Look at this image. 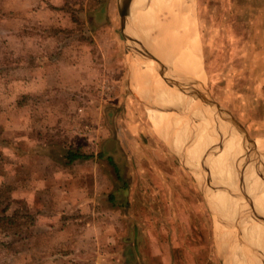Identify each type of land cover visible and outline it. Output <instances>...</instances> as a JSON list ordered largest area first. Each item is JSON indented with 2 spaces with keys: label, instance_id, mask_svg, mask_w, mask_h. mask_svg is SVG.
<instances>
[{
  "label": "rangeland",
  "instance_id": "1",
  "mask_svg": "<svg viewBox=\"0 0 264 264\" xmlns=\"http://www.w3.org/2000/svg\"><path fill=\"white\" fill-rule=\"evenodd\" d=\"M190 4L203 60V80L192 79L239 129L251 138L264 136V0ZM121 6L122 0H0V216L15 219L0 223V264H82L80 256L67 254L86 231L81 216L100 218L93 232L104 235L103 249L96 245L88 264L100 256L105 264H254L241 236L247 231L262 243L264 229L254 225L252 200L239 188L249 193L259 185L248 188L249 176L232 177L238 186L229 196L238 201L233 217H223L217 195L212 201L208 193L207 207L194 178L155 141L136 84H130L131 60L146 57L143 44L158 35L155 0L132 1L125 26ZM157 13L158 22L168 20L166 11ZM211 136L208 147L217 156L223 150L212 148L218 140ZM111 139L117 140L116 165L131 168L134 189L109 190L101 181L96 192L82 190L93 187L91 170L107 174L103 154ZM169 145L181 155V144ZM70 150L89 157L69 162ZM238 154L230 168L240 161L250 166L242 150ZM216 161L212 169L224 187L219 167L226 160ZM114 192L117 200L109 198ZM85 198L90 204L83 209ZM209 208L218 217L216 235ZM108 243L116 244L109 255Z\"/></svg>",
  "mask_w": 264,
  "mask_h": 264
},
{
  "label": "crops",
  "instance_id": "2",
  "mask_svg": "<svg viewBox=\"0 0 264 264\" xmlns=\"http://www.w3.org/2000/svg\"><path fill=\"white\" fill-rule=\"evenodd\" d=\"M179 1L180 0H175L174 2H171V3L168 2V4L162 6L163 8L162 7L158 8L156 6H157L159 0H155V10H156V12H155V23H157L159 21L158 20L159 17L157 16V14H158L157 12L159 10L161 11L163 9H166L167 10L166 13H169L171 9L174 10V12H175V10H178L180 12V15H182V16L184 15L183 18H182L183 21H185L186 24L189 23L191 25L190 26L188 24L187 27L190 26L189 27V32L191 33L192 38H191L190 41H185L187 43V44H185V45H187L185 47H183L182 44L178 43L179 41L178 42L174 41L175 43H173L171 41V42H169L168 45H164L163 42H161V40H162V36H163V31H164V29L162 27L166 23L165 20H160V22L162 21L161 22V26L160 27L158 26L159 27L158 29L155 28L156 31H158V35H156V33H155V37H153L150 32L147 34V36L151 35V39H146L148 41H146L145 43H146V45L149 44L152 47V49L155 51V56L159 59V61L161 63H159L157 61H154V60L150 59L147 56L146 57H141V58H139V60H136V59L131 60V62H130V65H131L130 76L133 75L135 81L142 88H144L145 91L143 89H141L140 87H138V89H141V91L143 93H146V91H147V93H152V91H154L152 94H156V95H159V96L163 95L164 93H166V95H168L170 93L168 95V97H169L171 95L172 91L175 92L177 90H174L173 88H171L170 83L166 80V78L171 79L173 76L174 77H180V78L184 77L186 79L187 78H191L192 79L195 76H197V78L198 77L199 78H203V73H202V69H201L202 65H203V60L201 58L202 56H201V52H200V46L197 44V42L194 39V34L196 32V28H195V21H194L193 13L190 11L191 16L186 14L184 12V9H183L182 1H180L181 3ZM186 3H187V1H186ZM180 4H181V6H180ZM178 7H179V9H177ZM138 10L139 9H137V12H138ZM163 11H165V10H163ZM179 12H177V13H179ZM185 15H188V16H185ZM157 17H158V19H157ZM184 17L185 18L188 17V18H186L188 20H186ZM144 37L146 38V35ZM194 44H196V45H194ZM180 45H182V46H180ZM180 54H182V56ZM191 56H195V57H197L200 60V67H199L200 69H199V72L194 71V73H193V71L192 72L190 71L191 74H189L190 72L188 71L186 66H183V64L186 61H189L188 58L191 57ZM146 59H150L151 61H153L152 64L155 65V68H158L160 70L162 69V71L164 72V77H163L164 80H163L162 77L159 74H156V72H155V70L153 68H151V67L142 68L141 67L143 71L148 73L151 77L155 78V83H156V85L154 86L155 88L150 83L147 84L145 82H142L140 78L138 80L139 71H137V67H136L137 63L138 62L141 63V62H143ZM186 70L188 71V73H187ZM140 74H141V72H140ZM195 74H197V75H195ZM141 76H143V75L141 74ZM130 80H131L130 84L132 85V78H130ZM162 87H164V88H162ZM167 89H168V92H166ZM150 90H151V92H150ZM159 91L160 92L162 91V92L160 93ZM163 96H161V97L164 100L166 99L165 101H167V99L169 101L168 97L164 98ZM138 99L141 100V102H138L139 106L143 105L144 109L143 108L142 109L143 110L146 109L147 112H148L147 116H146L149 119L148 127H149V130H150V133H152L154 135L155 141L165 145L174 154V159L177 162V165L180 166L184 171L188 172L189 179H191V177L194 178L195 183L197 185V188H199L203 192L205 203H206L207 207H209V206H208V204L206 202V198H208V193L210 191L213 190L212 191L213 194L214 193L218 194V191H219V194H220V192H222V194H223L225 191L229 193L230 192V188L232 190L234 188H236V187L233 188V185L228 186L227 183H225L224 187H223L222 182H219L216 178L215 179L212 178L210 180L204 174H203V177H202L201 176L202 173H200L198 171L196 172V170L194 168L195 158H193L190 154H188L186 152V150L182 151L181 155H178L175 152V150H173V148L168 144V142L164 138H162L159 135V133H157L155 131V128H157V129L160 128V130L168 132V133H171V134H174V135L176 134V131L179 132V133H182V135H184L185 139H186L185 140L186 146L194 148V146L196 145V140H195V136L193 134V128H192L190 119L195 117L197 120H199L203 124H205V126L208 128V130L214 135L215 140L221 141L223 143L224 148L226 149L227 148L226 145H228L230 143V141H233L234 139H235L234 140L235 142L239 141V139H237V138H234V137L232 138V136L234 134L233 131H234V129H236V127L234 126V123L231 120H230L231 121L230 123L225 122L224 120H221V121L217 122L219 124L217 126H215L216 120L209 118V116H208L209 113L206 114L205 107L203 106V104L201 102H200L201 105H200L199 108H196L195 110L194 109L192 110V108H189L186 105V103H189V102H182L181 100L178 99V100H170L169 102L183 104V107L181 105L180 106L182 107L181 109L184 110V112H185V113L183 112L184 113V117L191 116L190 118H188L190 120L189 124L191 125L190 126L191 128H187L186 127L187 129L183 130L182 128H180L178 126L176 127L175 125L169 126L168 124H164L162 121L160 122V120L158 118H156V117H155V123H156L155 124L150 119L149 115H152V114H151L150 110L148 111V106L145 103V101L142 100L139 96H137V100ZM185 108H186V111H185ZM191 112L192 113L194 112L193 116H192ZM195 114H197V116ZM229 134H230V136H229ZM253 138L256 141L254 143H252L250 145V147L253 146L255 148V152H254V154L252 156V159L250 161L249 169L246 168V167L244 168L243 166H241V168H239V167L230 168V164H229V160H228L230 158V155H227V153H226V157H225V160H226L225 164H224V166H222L223 168L219 167V169L221 170V174L226 176V177H230V176L233 177L234 176V178L236 179V178L239 177L238 175H241V176L243 175V176H249V178H251V177L254 178V179L257 178L258 180H256V183L260 180L259 181V184H260L259 188H260L261 193H264V136H258V137H253ZM227 139H228V141H227ZM257 140H260L263 143L257 144L258 143ZM116 142H117V140H114V139L108 140V142L106 144V151H109V153L103 154L104 165L106 166L107 174L108 173L109 174L107 175L105 173V169H103V168H102V170H100V169L91 170L89 175H91L90 176L91 179H92L91 185L93 187H91L90 185L88 186V184H89L88 183L85 188H82V190H87V191H94L95 190L94 192H96L97 189L101 188V186L100 187L98 186L99 185L98 183L101 182V181H103V182L107 183V185H109L107 188L105 187V189H109V190H112L113 188L117 189V190L120 189V190H125V191L134 189V178H131L132 177L131 168L129 166H125L124 168L123 167L121 168V166L119 167V166L116 165V160L115 159L118 158L117 157L118 152L117 153L115 151L112 152L113 147H114ZM240 143L243 144L244 142L240 141ZM208 154H210V155H208ZM206 155H207V160H206ZM201 157H202V159H205V161L213 162V163L216 164L215 155H213V153L210 151V148L205 150V152H202L200 154V158ZM131 158H132V156H131V154H129L127 156V159H131ZM78 161H76V162H78ZM109 164H110V167H107V165H109ZM98 165H99V163H98ZM112 166H113V168H112ZM252 168H255V169L252 170ZM112 172L114 174H111ZM250 172H252V173H250ZM152 174L155 176V171ZM82 175L83 174H81V176ZM114 175L116 177H114ZM140 175H141V177L139 179H142V174H140ZM111 176H113L114 179H111ZM203 178H204V180H202ZM239 190L242 191V193H245L246 195H248L251 198V200H252L251 201L252 202V206L255 209V211H254V213L252 215V217L255 219L254 220L255 221L254 225L255 224H260L262 226V228L264 229V220L260 219L261 217H264V210H262V209H264V203L262 201L258 202V200H257L256 201L257 203L255 204L256 206H255L254 203H253V195L247 193L246 190H244L243 188H239ZM91 193L93 194V192H91ZM109 198L110 199L114 198V200H117L118 196L115 193V197H113L112 194L110 193L109 194ZM85 199H86L85 203H87V201L90 200L89 198H85ZM91 200H94L93 197H92ZM259 203H260V205H259ZM89 204L90 203H87V205L83 204V205H81V207L84 209L86 206L89 207ZM261 204H263V206ZM259 208H260V210H262V212L259 210ZM210 211L212 212L213 217H214L213 218L214 221H215L214 222V229H215V235H216V226H217V223H218L217 222L218 221V217L215 215V213H214V211L212 209H210ZM241 211H242V209H241ZM246 215H249V214L246 212ZM99 219L100 218H96V216H93L91 218H88L86 216L85 217L81 216L80 219H79L80 222H84V223L87 224V226H83L82 227L86 231L82 232V234H80V235H77L78 236V242H77L78 244L76 243V247H73L72 250H70V251L68 250L67 254L70 252L71 255L80 256L78 259H80L82 264H88L90 261H92V256H94V254H96V252H95L96 245L100 246L99 249H103L101 247V245L104 244V241H102V238H104L103 233L100 232L99 234L95 235L94 234L95 232H93V228L95 229V225H93V224L95 222H100ZM140 221H142V220L140 219ZM112 235H113V233H112ZM242 236H243L242 238H244L243 241H245V239H248V241H247L248 245L246 247H247L249 253L252 254L253 257H254L253 258L255 260L254 264H264V241L261 240V237L257 236V238L259 240H261L263 244L257 242L256 241V237L254 235H252V233H250L248 237H246L244 235H242ZM97 238H99L100 241L97 240ZM113 238H115V237L113 236ZM129 238H127V239L124 238V240L127 241ZM86 239L88 240L87 243L84 242V240H86ZM137 239H138L137 245L138 246H140V245L142 246L143 245L142 235L140 234V236H137ZM113 241H114V239H113ZM97 242L99 244H97ZM215 244L217 246L216 242H215ZM114 245H116V244H114ZM114 245H112V244L110 245V243H108L107 244L108 251L106 250L105 254H107V255L112 254L111 252H112V250L115 247ZM98 260L99 261H97V264H105V263H107V261H105V259H103L102 256H100ZM100 261H101V263H100ZM103 261H105V263H103Z\"/></svg>",
  "mask_w": 264,
  "mask_h": 264
},
{
  "label": "bare ground",
  "instance_id": "3",
  "mask_svg": "<svg viewBox=\"0 0 264 264\" xmlns=\"http://www.w3.org/2000/svg\"><path fill=\"white\" fill-rule=\"evenodd\" d=\"M134 1V0H133ZM175 0H159V2H158V4H157V6L156 7H158V8H161L162 6H164V5H166V4H168V2H174ZM180 1H182V5H183V9H184V12L186 13V14H188L189 16H191L190 15V8H191V4H190V1L191 0H180ZM179 1V2H180ZM186 1H187V3H186ZM189 1V2H188ZM181 3V2H180ZM180 6H181V4H180ZM179 6V7H180ZM179 7L177 8V9H179ZM135 8V7H134ZM163 8V7H162ZM151 9H153L154 10V8H151ZM163 10H165V11H167L166 9H163ZM177 12H179L178 10H175V12H174V10H170V12L169 13H167V21H166V23L163 25V29H164V31H163V36H162V40H161V42H163V44L164 45H168L169 44V42H173V43H175L174 41H176V42H178V43H180V44H182L183 45V47H185V46H187V45H185V44H187L185 41H190L191 40V38H192V35H191V33L189 32V27L191 26L189 23V27H187V25L188 24H186V22L185 21H183V16L182 15H180V12L179 13H177ZM188 15H185V16H188ZM165 18V17H164ZM185 18V17H184ZM186 18H188V17H186ZM185 18V19H186ZM157 19H158V17H157ZM186 20H188V19H186ZM158 21V20H157ZM162 22V21H161ZM161 22H157L156 24H155V28L156 29H158L160 26H161ZM188 22V21H187ZM190 22V21H189ZM192 23V22H191ZM193 25V24H192ZM159 26V27H158ZM193 28V27H192ZM155 29V30H156ZM194 32V31H193ZM194 40V39H193ZM185 42V43H184ZM177 43V44H178ZM172 44V43H171ZM193 44V43H192ZM173 45V44H172ZM182 45H180V46H182ZM194 45H196V44H194ZM191 46V45H190ZM189 50V49H188ZM197 50V49H196ZM187 52V51H186ZM183 54V53H182ZM182 54H180L181 56H182ZM186 54V53H185ZM187 55V54H186ZM180 56V57H181ZM185 58V57H184ZM189 59V61H186L184 64H183V66H186V68L188 69V71L190 72H192L193 71V73H194V71H196V72H199V67H200V60L197 58V57H195V56H191V57H189L188 58ZM149 60V61H148ZM186 60V59H185ZM152 62L153 61H151L150 59H146V60H144L143 62H141V63H137V71H139V76H138V80H139V78L141 79V81L142 82H145V83H150L151 85H153V87L156 85V83H155V78L154 77H151L148 73H146L145 71H143L142 70V68H146V67H151V68H153L154 70H155V72H156V74H159L161 77H162V79H163V77H164V72L162 71V69L160 70V69H158V68H155V65H153L152 64ZM142 67V68H141ZM187 71V70H186ZM188 71H187V73H188ZM140 72H141V74L143 75V76H141V74H140ZM191 72L189 73V74H191ZM194 75V74H193ZM195 75H197V74H195ZM136 76V75H135ZM195 77H197V76H195ZM194 77V78H195ZM199 78V77H198ZM164 80V79H163ZM201 80H203V79H201ZM132 81L136 84V87L134 88V87H132V88H134V91H135V93L137 94V95H139L144 101H145V103L146 104H150V106L152 107V109L150 108V112H151V114L153 115V117H156V118H158L159 120H160V122L162 121L164 124H168L169 126H173V125H175L176 127L178 126V127H180V128H182L183 130H185V129H187V128H191L190 126L192 125V128H193V134H194V136H195V140H196V145L194 146V148H192V147H187L186 146V143H185V136L184 135H182V133H178L177 135L175 134H171V133H168V132H165V131H162V130H160V128L159 129H157V132L159 133V135L162 137V138H164L165 140H167L168 142H169V144H171V145H175L176 146V144H181L180 146H182V148H181V150L182 151H184V150H186V152L188 153V154H192V153H195V157H197V161H195L196 162V172L198 171V172H200V173H202V177H203V174L207 177V178H209L210 180L212 179L211 178V176L213 177V179H217L218 180V173H216V169H212V166H213V162H210L209 164H210V167H209V169H210V171L211 172H209V170H208V168H207V165H209V164H207V162L205 161V159H202V157L200 158V154L202 153V152H205V150H207L208 148H210V146L208 147V144H210L209 143V134L211 133L209 130H208V128L205 126V124H203L201 121H199V120H197L195 117V119L194 118H192V119H190L191 120V125L189 124L190 122V120L188 119V118H190L191 116H187V117H184V110H182L181 108L183 107V104H178V103H172V102H169L170 100H181L182 102H189V103H186V105L189 107V108H192V110L194 109H196V108H199L200 107V105H201V103H200V95H201V90L196 86L197 84H196V82L193 80V79H191V78H184V77H182V78H180V77H172L171 78V82H170V86H171V88H173L174 90H177V91H172L171 92V95L168 97V95L170 94H168V95H166V93H164L163 95H161V96H163L164 98H169V101H168V99H167V101H165L161 96H159V95H156V94H152L154 91H152V93H147V91H146V93H143L142 91H141V89H143L144 90V88H142L136 81H135V79H134V77H133V75H132ZM199 81V80H198ZM166 83V82H165ZM204 84V83H203ZM146 85V84H145ZM138 87H140L141 89H138ZM165 87V86H164ZM164 87H162V88H164ZM155 88V87H154ZM145 91V90H144ZM156 91V90H155ZM164 91V90H163ZM150 92H151V90H150ZM160 92V91H159ZM162 92V91H161ZM160 92V93H161ZM166 92H168V89H167V91ZM173 94V95H172ZM157 100H156V99ZM161 99V100H160ZM185 104V103H184ZM182 107H181V106ZM186 107V106H185ZM185 111H186V108H185ZM200 111V110H199ZM184 112V113H183ZM192 113V112H191ZM197 113V112H196ZM193 114H194V112L192 113V116H193ZM196 116H197V114H195ZM202 116V115H201ZM208 116H209V118L210 119H215V120H217L216 118H220L221 120H224L225 122H228V123H230L231 121H230V117L228 116V114H227V112L225 111V110H223V108H210V110H209V114H208ZM188 120H187V119ZM156 124V123H155ZM187 127V128H186ZM166 128V127H165ZM206 129L210 132V133H208L207 134V132H206ZM217 129V128H216ZM165 130V129H164ZM190 130V129H189ZM192 135V134H191ZM229 136H230V134H229ZM228 136V137H229ZM227 137V138H228ZM193 138V137H192ZM211 138H212V136H211ZM231 138V137H230ZM232 138H233V136H232ZM212 139H214V137L212 138ZM235 140V139H234ZM230 141V143L228 144V145H226V147L228 148H224V146H223V143L221 142V141H218L217 142V145L216 146H214V147H212L214 150H215V148H217V147H219V149H221V150H223L219 155H217V156H215V158H222V157H226V152H227V150H230V152H228L227 153V155H230V158L228 159V160H230L232 157H235V159H236V161H237V159H238V153H239V149L240 150H242V156L244 157V158H246L247 160H249V163H250V161H251V159H252V156H253V154H254V152H255V148L252 146V147H250V146H248V145H246L245 143H243V144H241L240 143V140L237 142H235V141ZM212 140H210V142H211ZM215 141V140H214ZM227 141H228V139H227ZM226 141V142H227ZM216 142V141H215ZM257 144H261V143H263L262 141H260V140H257ZM216 144V143H215ZM261 146V145H260ZM208 147V148H207ZM216 151V150H215ZM246 151V152H245ZM211 152H212V149H211ZM217 152V151H216ZM223 153H225V154H223ZM204 154V153H203ZM233 154V155H232ZM208 155H210V154H208ZM251 158V159H249V157ZM195 157H193V158H195ZM216 159V160H217ZM206 160H207V155H206ZM195 162H194V164H195ZM217 162V161H216ZM239 162V161H238ZM242 161H240L239 163H237L239 166H237V167H239V168H241V163ZM248 165V163L247 164H245V166H243L244 168L246 167V168H248L249 166H247ZM216 166V165H215ZM253 166V165H252ZM216 168V167H215ZM220 168H222V167H220ZM249 169V168H248ZM215 170V171H214ZM230 172V171H229ZM211 173V174H210ZM250 173H252V172H250ZM199 174V173H198ZM256 175V174H255ZM200 176V175H199ZM239 176V178H245L243 175L241 176V175H238ZM257 176V175H256ZM234 177V176H233ZM254 177V176H253ZM205 178V177H204ZM204 178L202 179V180H204ZM221 178V177H220ZM223 179H221L220 181H222ZM256 180H258L257 178L256 179H254V178H249L248 177V179H247V181H248V183H247V181L245 182L246 184H247V187L249 188V184H251L252 186H255V185H260L259 184V181L256 183ZM224 181V180H223ZM222 181V182H223ZM206 182V181H205ZM236 182V181H235ZM226 183H227V185L228 186H231V185H233V188H234V186H236L237 184L236 183H234V181H233V179H232V177L230 176V177H227V181H226ZM242 185V184H241ZM238 186V185H237ZM237 186H236V188H237ZM259 187V186H258ZM262 187V186H261ZM244 188V187H243ZM247 188V189H248ZM231 189V188H230ZM235 189V188H234ZM232 190V189H231ZM236 190V189H235ZM213 191V190H212ZM241 193H242V191H240ZM239 192V196L241 197V193ZM227 193L228 192H224L223 194H222V192H220V194L218 193V194H216V193H214V194H211V200L213 201V198L217 195V197H216V200H217V202H218V204L217 205H219V207H220V209H221V212L223 213V217H226V218H230L231 216L233 217V212H234V207H236V206H234L235 205V203L234 202H237L238 201V198H237V201H234L235 199L232 197L233 196V193H232V196H229V194L230 193H228V195H227ZM235 193V192H234ZM244 194V193H243ZM249 194H251V195H253V203H254V205L257 203L256 201L258 200V202L260 201H262L263 202V198H262V194H261V191L259 190V189H253V190H250L249 191ZM234 197H236V195L234 196ZM238 204V203H237ZM216 205V207L218 208V206ZM259 205H260V203H259ZM262 206H263V204H261ZM256 206V205H255ZM257 208V207H256ZM262 209V208H261ZM259 210H260V208H259ZM263 210V209H262ZM262 210H260L261 212H262ZM255 211V210H254ZM216 215V214H215ZM218 215V214H217ZM231 217V218H232ZM226 220V219H225ZM236 221V220H235ZM250 222H251V220H249ZM233 224V223H232ZM261 226V225H260ZM234 228H235V226H234ZM242 229V228H241ZM257 229H258V226H257ZM256 229V230H257ZM228 230V229H227ZM220 231H218V236H217V238H218V243H219V247H221V248H223V246H222V244H221V240H220V235L222 234H220L219 233ZM256 233H257V231H255ZM259 232V231H258ZM263 232V231H262ZM261 232V233H262ZM256 233H254V234H256ZM243 234L245 235V236H247L248 235V233H247V231H243ZM227 235H228V232H227ZM231 235V234H230ZM256 235H258V234H256ZM241 237H243V236H241ZM228 238V237H227ZM226 238V239H227ZM233 239V238H232ZM223 240V239H222ZM237 244V243H236ZM235 251H237V250H235ZM246 252V251H245ZM232 253V252H231ZM248 254H249V251L247 252ZM235 255H236V253H234ZM232 255V254H231ZM233 256L232 255V257H235L236 258V256ZM238 255V254H237ZM230 257V256H229ZM238 258V257H237ZM237 260H239V259H237ZM231 262V261H230ZM234 263V262H233ZM238 264H240L239 263V261H238Z\"/></svg>",
  "mask_w": 264,
  "mask_h": 264
},
{
  "label": "water",
  "instance_id": "4",
  "mask_svg": "<svg viewBox=\"0 0 264 264\" xmlns=\"http://www.w3.org/2000/svg\"><path fill=\"white\" fill-rule=\"evenodd\" d=\"M132 1L133 0H122V6L120 8V14H121V17H122V22H123L122 25L123 26L126 25V17L129 14V10H130V6L132 4ZM143 48L146 50V51L144 50V52H145L144 53L145 54L144 56H147L150 59L161 63L159 61V59L153 53H151L150 51H148L146 49V46L144 44H143ZM195 79H200L201 80L202 78L195 77ZM166 80L169 83L171 82V79H169V78H166ZM200 93H201V95H200V102L205 107L206 114L209 113L210 108H213L212 106H214L215 108H219L220 107L219 103L215 102L214 100L209 99L205 94H202V92H200ZM216 119L217 120H216L215 126H217L219 124L217 122L221 121L220 118H216ZM230 120L234 123V126L237 129V130L234 129V131H233V133H234L233 134V137L234 138H237V139H239L240 141H242L244 143H251V144L256 141L254 138H251L249 135H247V133H245L241 129H239L240 127L237 125V123L234 120H232V119H230ZM260 219L264 220V217H261ZM246 246L244 245V247H246Z\"/></svg>",
  "mask_w": 264,
  "mask_h": 264
},
{
  "label": "trees",
  "instance_id": "5",
  "mask_svg": "<svg viewBox=\"0 0 264 264\" xmlns=\"http://www.w3.org/2000/svg\"><path fill=\"white\" fill-rule=\"evenodd\" d=\"M89 156H85L83 154H80L78 151H74V150H70L68 152V161L69 162H73L74 160L78 159V158H87ZM115 197V196H114ZM0 223H2L3 225H12L15 223V219L13 215H5V216H0Z\"/></svg>",
  "mask_w": 264,
  "mask_h": 264
}]
</instances>
